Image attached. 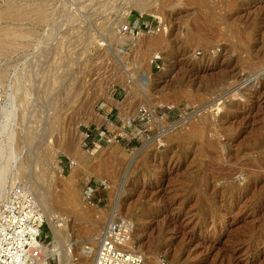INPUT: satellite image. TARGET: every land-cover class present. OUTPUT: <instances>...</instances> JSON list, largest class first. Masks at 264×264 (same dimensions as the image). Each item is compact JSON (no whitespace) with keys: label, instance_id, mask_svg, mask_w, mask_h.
<instances>
[{"label":"rangeland","instance_id":"1","mask_svg":"<svg viewBox=\"0 0 264 264\" xmlns=\"http://www.w3.org/2000/svg\"><path fill=\"white\" fill-rule=\"evenodd\" d=\"M136 1L0 2V205L22 182L66 222L58 264H83L112 215L143 264H264V0ZM139 14L152 32L129 41Z\"/></svg>","mask_w":264,"mask_h":264},{"label":"built area","instance_id":"2","mask_svg":"<svg viewBox=\"0 0 264 264\" xmlns=\"http://www.w3.org/2000/svg\"><path fill=\"white\" fill-rule=\"evenodd\" d=\"M152 21L159 31L160 19ZM150 28L139 14L124 23L119 32L133 41L145 32H152ZM87 189L86 193L93 190L91 185ZM44 221L32 191L26 184L14 182L0 205V264H58V255L47 254L44 249L51 242L49 232L44 231ZM130 232L129 222L125 220L107 222L97 236L94 264H143V257L124 245L130 239Z\"/></svg>","mask_w":264,"mask_h":264},{"label":"bare ground","instance_id":"3","mask_svg":"<svg viewBox=\"0 0 264 264\" xmlns=\"http://www.w3.org/2000/svg\"><path fill=\"white\" fill-rule=\"evenodd\" d=\"M140 0H138V1H136L132 6H136V7H138V8H140V10L142 9V6L145 4V2L143 3V2H139ZM146 1H148V0H146ZM150 1H152V0H150ZM154 1H157V0H153L152 1V3H154ZM159 1V0H158ZM162 1V0H161ZM227 1V0H226ZM192 2V1H191ZM215 2V1H214ZM232 2V1H231ZM150 3V2H149ZM152 3H150V4H152ZM199 3V2H198ZM161 4H162V2H161ZM218 4V3H217ZM146 6V5H145ZM162 6V5H161ZM143 10V9H142ZM145 10V9H144ZM26 12V11H25ZM23 13V12H22ZM158 13V12H157ZM221 13V12H220ZM209 15H211V14H209ZM214 16V15H213ZM7 17V16H6ZM217 17V16H216ZM219 17V16H218ZM220 18V17H219ZM213 19H214V17H213ZM193 20V19H192ZM215 20V19H214ZM213 20V21H214ZM216 20H218V19H216ZM216 20H215V22H216ZM229 20V19H228ZM205 21V20H204ZM191 23V22H190ZM206 23V22H205ZM211 23V22H210ZM214 23V22H213ZM217 23V22H216ZM220 24H221V22H219ZM224 23V22H223ZM219 25V24H218ZM161 26H162V28L164 27L162 24H161ZM216 27V26H215ZM166 29V28H165ZM163 30L160 34H157V35H155V36H151V38L149 39V40H147V42H145V46H146V48L148 49V51H150V54H149V56H148V54H147V56L148 57H152V56H150L151 55V53H154L153 54V56L154 55H156L155 53H156V51H158V50H161V49H165L169 44H168V42H169V40H168V34H167V31L166 30ZM195 29V28H194ZM203 29V28H202ZM211 30V29H210ZM213 30V29H212ZM216 30V29H215ZM0 31H2V30H0ZM6 31V30H5ZM214 31V30H213ZM8 32V31H7ZM7 32L5 33V35H7ZM1 33V32H0ZM2 33H4V31L2 32ZM10 33V32H9ZM13 33V32H12ZM16 33V32H15ZM212 33V32H211ZM239 33V32H238ZM195 35V34H194ZM220 35V34H219ZM218 35V36H219ZM14 36V35H13ZM17 36V35H16ZM222 36V35H221ZM200 37V36H199ZM223 38V37H222ZM185 39V38H184ZM224 39V38H223ZM144 40V39H143ZM216 40V39H215ZM222 40V39H221ZM208 41V40H207ZM243 41H245V40H243ZM249 41V40H248ZM195 42V41H194ZM193 42V43H194ZM137 43H138V41H137ZM187 43V42H186ZM1 45V44H0ZM188 45V44H187ZM194 45V44H193ZM142 48V47H141ZM146 49V50H147ZM143 50V49H142ZM145 50V49H144ZM141 52V51H140ZM137 53V52H136ZM143 53V52H142ZM145 54V53H144ZM139 57V56H138ZM136 58V57H135ZM153 58V57H152ZM139 59V58H138ZM137 60V59H136ZM136 60H134V61H136ZM205 60V59H204ZM210 60V59H209ZM167 61V60H166ZM206 61V60H205ZM210 62V61H209ZM208 63V62H207ZM247 64V63H246ZM135 65V64H134ZM201 65V64H200ZM131 66H132V64H131ZM142 66H144V64L143 65H141V67ZM146 66V65H145ZM144 66V67H145ZM251 66V65H250ZM260 66V65H259ZM140 67V68H141ZM147 67H148V65H147ZM147 67H145L147 70L146 71H142L140 74H139V76H141L142 78H139V79H137V82H135V81H132L133 82V85L137 88V90L139 89V92H140V90H142V92L143 93H146L147 91H148V88H149V83H150V81H151V76H150V72H149V70H148V68ZM135 68H137V67H135ZM140 68H138V69H140ZM143 68V67H142ZM137 69V70H138ZM144 69V68H143ZM135 70V69H134ZM138 71H141V70H138ZM133 72V71H132ZM219 72V71H218ZM135 73V72H134ZM48 76V75H47ZM48 78V77H47ZM210 79V78H209ZM220 79H222V78H220ZM153 80V79H152ZM212 82V81H211ZM130 85V84H129ZM150 89V88H149ZM196 90V89H195ZM132 91V90H131ZM148 93V92H147ZM157 93V92H156ZM185 96V95H184ZM164 98V97H163ZM202 98V97H201ZM164 101V100H163ZM153 102V101H152ZM160 102V101H159ZM165 102V101H164ZM161 103H162V100H161ZM160 103V104H161ZM149 104V103H148ZM153 104H155V102L153 103ZM159 104V103H158ZM193 104V103H192ZM154 106V105H153ZM152 106H151V103H150V105H143V108H142V110L143 111H147V112H150V113H152ZM154 116V115H153ZM202 122V121H201ZM194 124V123H193ZM200 124H202V123H200ZM199 127V126H198ZM198 127H196V128H198ZM200 129V128H199ZM194 130V129H193ZM199 131V130H198ZM203 131V130H202ZM192 132L193 131H191V134H192ZM200 132H201V130H200ZM194 133V132H193ZM200 140V139H199ZM113 148V147H112ZM223 151V150H222ZM50 152V151H49ZM43 153V154H41V155H38V157H36L35 158V160L36 161H41V160H44L45 161V163L46 162H49V163H52V159H51V153ZM206 152V151H205ZM215 157V156H214ZM218 159V158H217ZM77 160V159H76ZM42 163V162H41ZM74 163H75V161H74ZM150 163V162H149ZM78 164V163H77ZM76 164V165H77ZM51 165V164H50ZM75 165V164H74ZM155 165V164H154ZM49 166V165H48ZM52 166V165H51ZM216 167V166H215ZM74 170H75V168H74ZM74 170H72L71 172H70V174L66 177V179H65V181H68L69 183H71V184H73V183H75L74 181H75V172H74ZM237 170V169H236ZM59 172V171H58ZM57 172V173H58ZM78 175H80V174H78ZM60 176V175H59ZM224 176V175H223ZM77 178V177H76ZM78 180V179H77ZM70 184V185H71ZM67 185H66V183H62L61 184V186H60V191H61V196L62 197H64V202L66 201V202H69V204L71 203V200L72 201H74V197H73V192L71 191V190H69V188L67 189V187H66ZM73 185H71V187H72ZM70 187V188H71ZM75 187V186H74ZM74 187L72 188V190L74 189ZM76 190V189H75ZM59 194H58V196H59ZM52 196V195H51ZM57 196V197H58ZM45 197V196H44ZM60 197V196H59ZM61 198V197H60ZM60 198H57V199H60ZM53 199V198H52ZM83 199V198H82ZM48 200H50V195H48V197H46V198H43V199H40V202H45V201H48ZM54 201L56 200V199H53ZM52 200V201H53ZM61 203H62V201H61V199L59 200ZM57 202V201H56ZM75 203V202H74ZM73 203V204H74ZM43 204V203H42ZM66 204V203H65ZM60 205H62V204H60ZM68 205V203L65 205V206H67ZM71 205V204H70ZM76 204H74L73 206H75ZM82 205H84V203L82 204ZM64 206V205H63ZM72 205H71V207H73ZM77 206V205H76ZM70 207V208H71ZM87 207V206H86ZM74 208V207H73ZM76 208V207H75ZM48 210V209H47ZM52 210V209H51ZM50 209H49V211H45L43 214L45 215V217L47 218V220H48V223H49V225H50V228H51V231H52V235H53V237H52V243H50V244H47V245H45L44 246V249H45V251L47 252V254H57L58 255V259L59 260H61V259H63L64 257H65V255L67 254V250L70 248L69 247V244H65V245H60L59 243L57 244V243H53V242H59L60 240L58 239V236L60 235H62V234H64L63 233V229H65V231L64 232H66L67 233V228H66V225L67 224H65L64 222H63V219L62 218H60L59 217V215H55V213L54 212H52ZM75 210V209H74ZM70 212H74L73 211V209H72V211H70ZM116 211H114V213H115ZM74 213H77L78 214V212H76V210H75V212ZM82 213V212H81ZM75 215V217H79V215ZM82 215V214H81ZM83 216V215H82ZM114 215H112V216H110V218H111V220H115V216L113 217ZM108 222H109V219H108ZM127 222H128V219H127ZM137 227V226H136ZM133 225H132V223H129V230L130 231H133ZM137 229V228H136ZM138 230V229H137ZM67 235V234H66ZM66 235L64 236V239H65V237H66ZM67 238V237H66ZM97 242V243H96ZM92 243V246L93 245H95L94 247H92V246H88V247H84V249H87V250H84L83 252L85 253V254H87V255H85V257H86V259H84V262H83V264H94V259H95V255H96V246H97V244H98V241H93V242H91ZM124 245H125V247H126V249L127 250H130V251H133V252H137V253H139L141 256H145L144 254H143V252L139 249V248H137L134 244H133V242L131 241V239H129L128 241H126L125 243H124ZM148 261V260H147ZM148 264V263H147ZM151 264V263H150Z\"/></svg>","mask_w":264,"mask_h":264}]
</instances>
